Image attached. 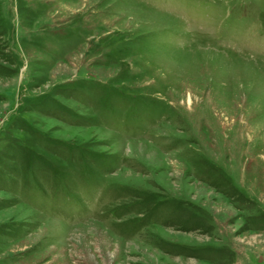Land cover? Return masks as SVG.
I'll return each mask as SVG.
<instances>
[{"label": "rangeland", "instance_id": "obj_1", "mask_svg": "<svg viewBox=\"0 0 264 264\" xmlns=\"http://www.w3.org/2000/svg\"><path fill=\"white\" fill-rule=\"evenodd\" d=\"M0 264H264V0H0Z\"/></svg>", "mask_w": 264, "mask_h": 264}]
</instances>
